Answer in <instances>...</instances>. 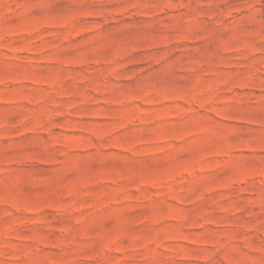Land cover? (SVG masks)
<instances>
[{
	"label": "rangeland",
	"instance_id": "1",
	"mask_svg": "<svg viewBox=\"0 0 264 264\" xmlns=\"http://www.w3.org/2000/svg\"><path fill=\"white\" fill-rule=\"evenodd\" d=\"M0 264H264V0H0Z\"/></svg>",
	"mask_w": 264,
	"mask_h": 264
}]
</instances>
